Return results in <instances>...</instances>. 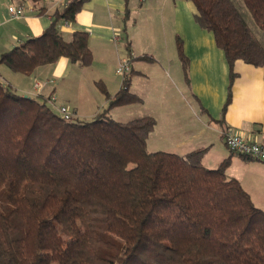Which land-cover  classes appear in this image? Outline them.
<instances>
[{"label": "trees", "instance_id": "obj_1", "mask_svg": "<svg viewBox=\"0 0 264 264\" xmlns=\"http://www.w3.org/2000/svg\"><path fill=\"white\" fill-rule=\"evenodd\" d=\"M19 1L44 12V0ZM87 1L66 0L41 35L1 54L0 64L26 76L60 58L88 67L87 33L67 41L59 30ZM185 1L224 53L229 101L234 63L262 67L264 37L234 0ZM241 1L264 33V0ZM176 51L187 79L180 39ZM97 84L105 111L65 121L0 80V264H264V210L225 174L228 160L208 169L201 149L149 152L154 118L118 122L108 115L141 102L129 91V74L113 96Z\"/></svg>", "mask_w": 264, "mask_h": 264}, {"label": "crops", "instance_id": "obj_2", "mask_svg": "<svg viewBox=\"0 0 264 264\" xmlns=\"http://www.w3.org/2000/svg\"><path fill=\"white\" fill-rule=\"evenodd\" d=\"M18 4H21L19 0H0V55L31 37L41 35L50 24V14L62 3L59 0H45L42 3L44 12L29 7L25 10L23 18L13 20L9 18L7 9ZM127 7L129 15L125 18V0H88L77 14L75 22L61 25L59 30L67 41L71 40L74 32L87 33L92 62L88 67L82 68H92L95 71L99 78L98 82L105 87L109 96L115 95L121 88L122 81L114 78L115 70L119 59L128 56H132L129 91L141 98L137 105L143 106L145 103V95L140 88L144 92L146 88L148 92V85L141 82L145 81L155 86L154 99L163 103L161 109L165 110L159 111L162 113H166L169 108L165 102L169 101L170 96L164 94L165 86L159 80H164L174 88L178 82L181 86L183 83L186 85L193 104L190 112L197 117L192 116L189 119L175 112V118H169V123L174 122L176 127L164 129L159 127V113L151 111L137 117L148 116L156 121L147 139V150L183 156L201 149L204 150L202 164L208 169H215L225 160L233 163L232 153L229 154L230 150L223 142L225 131L235 132L247 141L264 145V65L254 67L236 61L233 66L235 79L231 86L230 99L227 101L229 68L224 53L216 47L213 35L195 23L194 7L190 2L128 0ZM123 29L126 30L125 40L122 39ZM117 34L120 39L115 42L113 37ZM178 39L181 40L188 61L187 79L176 51ZM158 46L160 51L157 49ZM132 61L137 62L132 64ZM144 63L157 65L158 73L150 71L151 74L157 73L154 77L157 80L154 83L151 82L150 75L143 71ZM74 65L81 67L66 58H60L54 64L37 67L29 76L22 75L24 77L22 80L23 78L19 76L21 74L14 73L5 66L11 72L9 74L0 64V80L18 94L36 96L45 101L53 95L58 86L57 81L64 82L67 74L75 71ZM34 82H38L40 88L33 89ZM46 85L51 88L48 89ZM57 101L56 98L54 106H59ZM59 104L69 107L70 101L60 100ZM105 106L106 99L101 103L102 108ZM78 111L77 108L71 111L78 120L80 118L85 120L88 117L82 111L78 114ZM91 112L92 115L98 113ZM165 115L169 117L168 112ZM199 115L203 117H198ZM159 136L167 141L157 143ZM235 163H238L236 167L244 172L243 175L259 177L255 181V186L257 191L263 192L264 200V164L245 158ZM250 187L253 186L250 184ZM243 189L250 198L253 194H258L252 189L250 191L244 187Z\"/></svg>", "mask_w": 264, "mask_h": 264}, {"label": "rangeland", "instance_id": "obj_3", "mask_svg": "<svg viewBox=\"0 0 264 264\" xmlns=\"http://www.w3.org/2000/svg\"><path fill=\"white\" fill-rule=\"evenodd\" d=\"M234 1H236L237 5L240 7L241 12L243 13L244 18L246 22L248 23L249 27L252 29V31L259 38H263L264 37L263 31L259 28V26H257L253 22L252 18L250 17L242 1L241 0H234ZM123 34L124 35L122 39L124 40L126 34L125 33ZM157 49L160 51L159 46L157 47ZM158 50H157V53H159ZM135 62L137 61H132V64H135ZM74 66H75L74 67L75 71L71 74H67V78L66 80L64 79V82L61 83V80L57 81L58 86H56L53 95L56 96L55 98H57L58 100L57 101L58 105H60L59 104L60 100L61 101L68 100L70 101V104H68L71 109V110L69 109L70 112L73 111L75 108H77L79 109V111H82V113L85 114L86 117L88 116L87 117L88 119L85 118V120H90L96 115V114L92 115L93 112L91 111H94V112L98 111V113H100V112L105 111V109L107 108V106H105L104 108L101 107V103L104 102L105 97L103 93L101 92L99 85L97 84L99 81V78L97 74L95 73V71L92 68H82V67H78L77 65H74ZM2 68L3 70H6V72L11 74V72L9 71V69L5 67V65L2 64ZM143 68H144L143 71H145V73H148L150 75L151 82L154 83L157 80V79L155 80L154 78L158 73L157 65L151 66L149 65V63H144ZM151 70H153L154 73L157 72L156 75L151 74L150 72ZM19 76H21V78H23L22 80H24V77L22 75H19ZM34 76H37V75L34 74ZM114 78L118 79L119 81H122V77L116 74L114 75ZM159 81L163 82L165 86L163 90L164 94H168V96H170L169 101L165 102L166 105H169L168 106L169 108L167 109V112L169 113V117L165 115L167 112L166 113L159 112V111L165 110V109H161L162 108L161 106L163 105V103L155 101L156 100L154 99V95L156 94L155 86L145 81L141 83L148 85L147 87L148 92H146L147 91L146 88H145V92L144 90H142V88H140L141 91H143L145 95V103L143 106L137 105V104L117 106V107L109 109L108 115L111 117V119L115 121L127 122L134 118L140 117L141 115L151 113L152 111L155 113H159L158 114L159 115V118H158L159 127H162L163 129L176 127L174 122L172 124L169 123L170 121L169 118L171 119L175 118V112H177L178 115L181 113L185 117H189V119L192 116L197 117L194 113L191 114L190 112V110L193 109V104H192V100L190 98L189 92L187 90V87L184 83L181 86L178 82V84H176L174 88L169 83H166L162 79H160ZM47 88L49 89L51 87L47 86ZM28 97H32V96H28ZM33 98L36 99L37 97L35 96ZM37 99L41 102L44 101L41 98H37ZM44 102L46 103L47 106L50 107L49 102L47 101H44ZM88 103L90 105H88ZM170 106H172V109H170ZM79 111H78V114H79ZM198 117L202 118L203 116L199 115ZM79 120H83V119L80 118ZM166 123L168 126H166ZM157 138H158V140H156L157 143H164L167 141V140L162 139L160 136ZM228 152L229 154L232 153L231 151H228ZM231 157H233L232 159L233 163L231 162L227 163L224 169L225 174L231 177H234L236 180H239V182L241 183V186L244 187L245 189L249 191L252 189L255 193L257 192L258 193L257 195L251 194L252 197L250 199L255 204L256 207L264 210L263 192L257 191V186H255V181L259 179V177H256L254 175L253 176L243 175L242 173L244 172L241 171L238 167H236V164L238 163H235V161L242 159V157L240 158L237 154H233V153ZM250 184L251 186H253L252 188L251 187L249 188Z\"/></svg>", "mask_w": 264, "mask_h": 264}, {"label": "built area", "instance_id": "obj_4", "mask_svg": "<svg viewBox=\"0 0 264 264\" xmlns=\"http://www.w3.org/2000/svg\"><path fill=\"white\" fill-rule=\"evenodd\" d=\"M45 1V0H44ZM61 3H64L66 0H59ZM29 7H32L30 4H18L12 5L8 7V15L9 18L13 20H19L23 18L24 12ZM118 34L113 37V40L117 42L119 40ZM132 56L123 57L119 59L117 64L115 73L118 76L124 78L126 75L130 73V60ZM52 83V82H51ZM40 88V84L38 82L33 83V89ZM56 98L54 95H50L48 102L53 110L60 115L65 121H69L73 118V113L70 112L67 107L59 105L54 106ZM223 142L224 145L231 151L236 154H240L246 158L251 160L258 161L264 164V145L250 142L245 140L239 134L232 131H225L223 134Z\"/></svg>", "mask_w": 264, "mask_h": 264}, {"label": "water", "instance_id": "obj_5", "mask_svg": "<svg viewBox=\"0 0 264 264\" xmlns=\"http://www.w3.org/2000/svg\"><path fill=\"white\" fill-rule=\"evenodd\" d=\"M25 97H27V96H25Z\"/></svg>", "mask_w": 264, "mask_h": 264}]
</instances>
